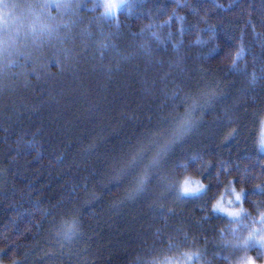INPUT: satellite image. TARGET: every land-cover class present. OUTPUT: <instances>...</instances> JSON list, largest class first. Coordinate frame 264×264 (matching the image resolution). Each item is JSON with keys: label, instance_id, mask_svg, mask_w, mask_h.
I'll return each mask as SVG.
<instances>
[{"label": "trees", "instance_id": "16d2710c", "mask_svg": "<svg viewBox=\"0 0 264 264\" xmlns=\"http://www.w3.org/2000/svg\"><path fill=\"white\" fill-rule=\"evenodd\" d=\"M45 2L0 5V264H229L264 208V0Z\"/></svg>", "mask_w": 264, "mask_h": 264}, {"label": "clouds", "instance_id": "9594fccd", "mask_svg": "<svg viewBox=\"0 0 264 264\" xmlns=\"http://www.w3.org/2000/svg\"><path fill=\"white\" fill-rule=\"evenodd\" d=\"M129 0H124V5H127ZM117 0H101L99 4L100 12L97 14L98 18H104L106 13L111 9L110 14H116L119 9L115 7ZM108 15V14H107ZM116 26L119 27V21H116ZM245 51L243 46L240 50L233 56L232 63L230 67L235 69L236 62L244 58ZM247 67V65H245ZM250 83H255L258 79V76L255 71L251 74ZM262 125H264V117H261ZM259 145L260 141L258 142ZM205 190V184L201 182L199 176H194L192 174L186 175L182 180L179 181L177 186V196H191L196 195ZM243 186L239 189L234 188V200H237V196L243 191ZM228 204L231 205L233 199H228ZM212 209H216L219 213L226 214L229 218H241L242 215H248V209L241 205L240 207H226L224 204L220 203L219 198L212 201ZM72 225H69V230L64 231L62 234L58 231V234L61 235V239L66 242H70L75 231H71ZM227 232L230 233L228 238L223 240V243L227 246H230L235 253L231 259H229V264H264V208L257 207L256 214L251 215L249 219H238L237 223H232L227 229ZM221 235H224L222 230ZM255 247L257 252L254 253L251 249ZM185 259L182 261V264H188L189 261L199 255L198 250H189L183 253ZM15 261V259L13 260ZM12 261V264H13ZM16 262V261H15Z\"/></svg>", "mask_w": 264, "mask_h": 264}, {"label": "snow or ice", "instance_id": "6c2138e0", "mask_svg": "<svg viewBox=\"0 0 264 264\" xmlns=\"http://www.w3.org/2000/svg\"><path fill=\"white\" fill-rule=\"evenodd\" d=\"M0 5H2V8L5 9V10L15 9L16 7H18V5H16V4L3 3V0H0ZM39 6L42 7V8H52V7L60 8L62 6L66 7L67 5H61L58 2H53V0H47V2H45V3H43L42 5H39ZM121 6H125L124 5V0H117V3L115 5V7L119 8ZM110 13H111V9H109V12L106 13V15L110 14ZM5 14H7V13H5ZM190 126H191V121L186 118L182 122L181 129L182 130H187V128H189ZM232 131L235 132V129H233ZM229 135H231V133ZM259 141H260L261 147H264V131H262ZM156 162L157 161H153V163H156ZM257 187H260V185H257ZM243 191L237 196V200H239V201L242 200ZM213 210H216V209L214 208ZM13 264H16V262L13 261Z\"/></svg>", "mask_w": 264, "mask_h": 264}, {"label": "rangeland", "instance_id": "374dc122", "mask_svg": "<svg viewBox=\"0 0 264 264\" xmlns=\"http://www.w3.org/2000/svg\"><path fill=\"white\" fill-rule=\"evenodd\" d=\"M12 43V41L9 43V44H11ZM3 60V59H2ZM262 131H264V125H262ZM262 149L264 150V147H262ZM233 198H234V196H233ZM234 203H237V201H235L234 200ZM225 205V204H224ZM226 206V205H225Z\"/></svg>", "mask_w": 264, "mask_h": 264}]
</instances>
